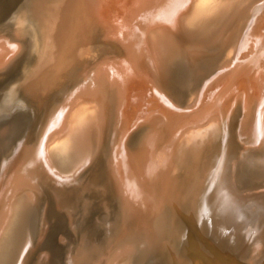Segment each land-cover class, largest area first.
<instances>
[{
	"label": "rangeland",
	"instance_id": "obj_1",
	"mask_svg": "<svg viewBox=\"0 0 264 264\" xmlns=\"http://www.w3.org/2000/svg\"><path fill=\"white\" fill-rule=\"evenodd\" d=\"M81 1L83 5L80 0H5L0 7V121L16 127L13 149L0 162V196L12 174L24 164L30 143L42 134L54 106L101 67L109 70L113 80L115 101L98 153L87 162L89 166L86 163L78 169V178L74 174L70 180H49L50 187H58L61 194L74 200L70 220L76 225L70 226L61 212L47 216L34 251L36 260L43 254L41 259L46 264H108L113 250L130 241L137 245L130 264H172V255L180 253L198 257L181 258L191 264H264V248L255 254L252 261L256 263H251L232 256L212 234H202L205 207L201 200L213 189L210 174L231 119L242 139L231 142L226 138L222 142L227 181L245 192L264 188L263 180L249 184L248 177L238 173L242 156L254 157L260 152L248 137L255 124L256 98L264 88V0L253 3L226 50L213 58L202 55L198 59L197 86L189 96L165 69L166 64L160 66L156 86L149 62L141 60L137 21L126 20V13L138 0ZM177 1L166 7L172 9ZM162 27L158 23L152 26ZM129 29H133L131 35ZM216 123L220 129L204 142L196 163L190 147L186 157L175 162L178 146L174 147V142L184 137L181 133L185 129L206 126V130ZM202 135L198 134V139ZM190 138L197 141L196 134ZM87 233L90 248L78 255ZM257 238L263 240L262 235H250L246 242L251 244Z\"/></svg>",
	"mask_w": 264,
	"mask_h": 264
},
{
	"label": "bare ground",
	"instance_id": "obj_2",
	"mask_svg": "<svg viewBox=\"0 0 264 264\" xmlns=\"http://www.w3.org/2000/svg\"><path fill=\"white\" fill-rule=\"evenodd\" d=\"M171 1L172 0H138V4L135 8L126 13V20L137 21L135 26L137 28L136 33H138L141 42L139 56L141 60L146 59L149 62L151 75L155 79L156 86H158L156 78L159 80L161 77L162 68L160 66L166 64L167 67L165 66V69L172 73L180 89H182L183 92H187V96H189L194 92L195 86H197L195 80L197 78L196 71L199 68L198 59L203 57L202 55L207 56L206 59L213 58L216 53L219 55L220 52L227 49L232 40L233 33L240 24L244 22L245 17L256 0H178L172 9L170 6L166 7ZM80 2V4L83 5L81 0ZM4 3L5 0H0V7H2ZM155 23L161 24L163 27L153 29L152 26ZM133 29L128 30L130 35ZM16 33L20 34L19 31H16ZM213 51H215V53H212ZM48 55L47 57L49 58L50 55ZM217 55L216 58L218 60L219 56L217 57ZM52 58L53 56L51 60ZM46 59L45 61L43 60L44 65L45 63L47 64L48 59ZM41 62L38 63L41 65ZM55 64L57 65L59 63ZM52 66L53 64L51 67ZM38 69L40 70V68ZM39 73L37 74L39 75ZM92 73L85 79L86 83H81L79 86L75 87V89L73 88V91L70 92L67 98L60 100L57 105L54 106L47 125L43 128V132L41 131L42 134L36 138L34 144L31 145L30 143V151L25 156L24 164L19 167L20 169H18V171L15 166L17 173L14 172L15 175L12 174L13 177L10 175L12 178L9 180L8 186H5V183L2 186V189L4 186L7 188L0 196V264H46L45 261L41 259L43 254L40 256V259L36 260L34 251L37 247L38 238L47 216H52L54 213L61 212L59 214L67 219L70 226L75 224L71 223L70 220L72 197L65 196L63 192V194H61L59 189H57L58 187H54V189L50 187L49 184H51V182L49 180H70L73 175L79 171L78 169L89 162L91 157L94 156L101 147L103 132L109 120V116L112 113V103L115 101V96L112 86V75L110 77L108 76L109 70L101 67ZM256 100L255 124L251 129L252 132L249 129L251 134L249 133L250 138L248 137V139L255 148L257 147L260 149V152L259 155L256 154L257 156L254 157L247 158L246 156H242L238 168L239 177L243 175H245V178L248 177L246 180L249 184L254 183L255 179L264 181V88L259 92ZM249 112L250 111H248V113ZM16 117L18 116L16 115ZM26 127H28V123ZM205 127L206 126H203L194 130L189 128L181 133L184 137L179 141L182 142H174V147L178 146L176 156L179 157H176L175 162L178 163L179 160L182 161L190 148L192 151L191 153L194 155V163L200 159L204 142L208 141L209 138L212 139L216 133L215 130L220 129L217 123L214 124V126H210L209 124L206 130H204ZM205 131H208V133H204ZM15 132L16 127L14 124L8 123L7 121H0V162L12 151V136H14ZM190 134H196L197 141L191 142L196 136L190 138ZM198 134H203L204 137H202V135L201 138L198 139ZM240 135L241 134L238 133L237 130L235 131L234 121L231 119L230 122L227 123L225 134L222 135L223 141L226 138H229L231 142L233 139L241 140L242 138ZM222 142L218 160L216 161L214 170L210 174L213 189L210 191L211 193L209 196H206L207 198L201 199L202 205L205 207L202 234L207 236L212 234L211 236L216 238L219 244L225 245L228 253L237 259H243L249 262L255 258V254L259 252L258 250L260 248H264V244L261 242H264V188L245 192V190L234 187L236 186L235 184L227 181V173H225L226 169H224L223 165L226 149ZM20 159L21 157L19 160ZM166 168L168 167L166 166ZM83 170L84 169H82V172H84ZM149 170L147 169V171ZM167 171L169 173V170ZM151 172L153 173V171ZM79 174H81V172H79ZM145 176L146 175H141L142 178L147 177ZM76 178H78L77 175ZM73 179H75V177ZM166 179H168V177ZM161 180L163 181V178H161ZM133 185H135V183ZM148 185L150 186V184ZM71 187L74 186L71 185ZM243 187L244 186L241 188ZM74 197H76V195ZM84 203L85 202H83V204ZM111 205H113V203H111L110 206ZM106 210L107 212L110 211L107 207ZM99 213L100 212H98V214ZM92 216H94V213ZM98 217H100V214ZM74 218L73 220H76V218ZM67 221L65 222L67 223ZM78 223L79 222H77V224ZM47 225L49 227V224ZM175 225L176 229L179 230L180 226L178 222H176ZM88 233L84 237L80 248L77 249L78 255L85 253L88 248H90V235ZM45 235L43 237H46ZM250 235L251 237L262 235L263 240L257 238L251 244H247L246 240H248ZM136 248L137 245L134 242L126 241L121 243L117 249L113 250L112 257L108 259V264H130ZM197 249L201 250L202 248L200 249L197 247ZM67 251H64V254ZM184 255H186L187 260L198 258L195 257L193 253L189 256L187 253H180V255H172V264H191V261H189V263L181 259ZM195 255L198 256V253ZM68 257L69 256H67V258ZM253 261L251 263H256Z\"/></svg>",
	"mask_w": 264,
	"mask_h": 264
}]
</instances>
